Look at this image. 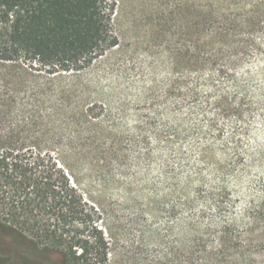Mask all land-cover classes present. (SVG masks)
I'll use <instances>...</instances> for the list:
<instances>
[{
	"label": "trees",
	"instance_id": "16d2710c",
	"mask_svg": "<svg viewBox=\"0 0 264 264\" xmlns=\"http://www.w3.org/2000/svg\"><path fill=\"white\" fill-rule=\"evenodd\" d=\"M132 1L138 23L157 19L171 55L163 93L151 87L138 103L149 112L141 123L151 125V115L174 100L195 105L202 85L219 93L203 97L207 106L244 115L248 95L239 74L264 62V0H0V234L49 253L52 264H264V177L240 216H223L224 181L200 191L203 208L181 222L179 247L153 258L119 246L113 228L96 224L101 214L86 197L85 180H113V168L128 156L84 74L106 54L125 52L120 27ZM223 85L241 97L221 109ZM200 154L210 169L222 167L210 145ZM259 155L252 164L264 160ZM235 158L248 165L240 153ZM170 188L182 202L152 201L149 209L175 215L180 205L192 207L185 187ZM132 208L136 223L145 209Z\"/></svg>",
	"mask_w": 264,
	"mask_h": 264
},
{
	"label": "rangeland",
	"instance_id": "374dc122",
	"mask_svg": "<svg viewBox=\"0 0 264 264\" xmlns=\"http://www.w3.org/2000/svg\"><path fill=\"white\" fill-rule=\"evenodd\" d=\"M128 10L120 27L121 48L125 52L106 54L84 74L92 81L96 97L106 103L112 130L124 137L128 158L123 168L119 165L113 168V180L106 183L95 180L96 183L90 184L85 180V189L86 197L101 214L95 217L96 224L113 228L119 246L127 244L141 257L153 258L179 247L184 237L181 222L203 208L200 191L224 181L229 195L223 211L227 218L240 216L257 194L264 177V160L256 164L251 161L259 160V154L264 152V62L256 59L239 74L248 95L243 116H222L219 108L207 106L203 97L207 94L217 97L219 93L202 85V98L195 105L174 100L151 115L154 117L151 125L142 124L149 112L138 103L151 87L163 93L172 77L171 55L167 40L162 39L154 24L157 19L145 24L134 20L133 1ZM146 15L149 17L150 13ZM152 16L155 17V11ZM219 88L228 94L221 109L240 100L241 94L237 96L230 85ZM154 131L163 137H155ZM167 134L175 135L169 143L162 140ZM206 145L214 151L213 163L222 166L219 170L204 163L200 153ZM236 153L245 157L247 166L236 161ZM172 183L179 189L185 187L186 196L194 200L192 207L185 209L180 205L175 215L165 211L157 214L149 209L152 201L182 202L177 193H172ZM134 203L145 209L136 223L130 221ZM212 213L219 218L213 211L209 214ZM121 227L125 230L123 235ZM50 259L49 253L40 254L31 245L22 244L19 237L0 234V264H52Z\"/></svg>",
	"mask_w": 264,
	"mask_h": 264
}]
</instances>
